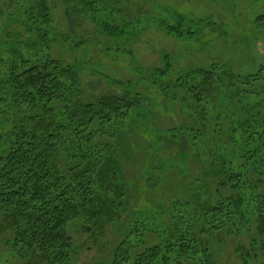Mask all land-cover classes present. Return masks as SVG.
I'll return each instance as SVG.
<instances>
[{"label": "trees", "instance_id": "obj_1", "mask_svg": "<svg viewBox=\"0 0 264 264\" xmlns=\"http://www.w3.org/2000/svg\"><path fill=\"white\" fill-rule=\"evenodd\" d=\"M62 1L68 26V9L92 13L107 51L141 24L131 0ZM55 5L0 0V263L72 264L71 225L113 232L108 264H219L227 240L242 264L264 257V53L246 74L212 65L175 78L163 54L94 94L79 64L52 54ZM184 19L149 23L182 37ZM253 26L264 40V12Z\"/></svg>", "mask_w": 264, "mask_h": 264}, {"label": "rangeland", "instance_id": "obj_2", "mask_svg": "<svg viewBox=\"0 0 264 264\" xmlns=\"http://www.w3.org/2000/svg\"><path fill=\"white\" fill-rule=\"evenodd\" d=\"M132 8L137 14L140 13L138 17L141 24L133 22L128 29L131 35L117 40L123 50H113L114 40L99 29V22L92 13L82 11L72 14V8L68 9V26L64 15L65 5L62 0H56L51 27L59 36L51 44L52 54L65 62L79 64L81 86L93 89L94 94L114 92L117 85L110 80L133 78L137 67H141L144 72L148 68L161 67L163 54L172 59V78L177 72L210 68L212 65H223L235 73L246 74L262 62L264 40L254 30L253 20L257 14L264 12V0H131ZM141 15H148V18ZM174 15L185 18L183 28L191 31V34L185 35L184 31L182 37H175L166 34L157 24L149 23V20L158 19V16L172 21ZM7 21L8 16H0V28ZM10 28L12 32L19 29L17 26L16 29L14 26ZM21 31L26 35L25 30ZM67 35L68 38L62 39ZM15 38L11 34L7 41ZM80 40L86 42L74 46ZM105 42L112 45L109 51L106 50L109 46H105ZM150 92L156 95L153 89ZM220 101L217 98L209 106V111L216 113ZM164 102L166 100L161 96L156 97V108L162 113L160 119L166 123L172 122L171 118L176 113L169 110L168 106L162 107ZM70 232L77 249L76 260L72 264H108L116 242L109 243L112 231L105 234L85 233L79 231L76 225H71ZM234 245L227 240L225 248L215 254L219 264H242L232 253ZM261 263L264 264V257L251 260V264ZM10 264L22 262L14 260Z\"/></svg>", "mask_w": 264, "mask_h": 264}]
</instances>
